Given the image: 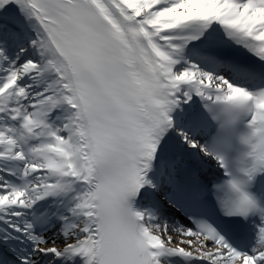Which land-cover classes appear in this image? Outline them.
I'll return each mask as SVG.
<instances>
[{
	"label": "snow or ice",
	"instance_id": "obj_1",
	"mask_svg": "<svg viewBox=\"0 0 264 264\" xmlns=\"http://www.w3.org/2000/svg\"><path fill=\"white\" fill-rule=\"evenodd\" d=\"M0 264H264V0H0Z\"/></svg>",
	"mask_w": 264,
	"mask_h": 264
}]
</instances>
